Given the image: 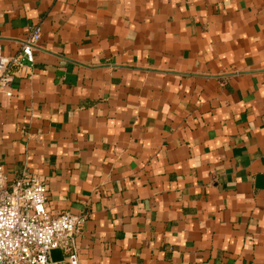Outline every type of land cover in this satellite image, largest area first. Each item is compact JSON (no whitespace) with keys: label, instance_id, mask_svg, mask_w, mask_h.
<instances>
[{"label":"crops","instance_id":"crops-1","mask_svg":"<svg viewBox=\"0 0 264 264\" xmlns=\"http://www.w3.org/2000/svg\"><path fill=\"white\" fill-rule=\"evenodd\" d=\"M35 25L0 167L89 215L80 264H264V0H0L3 54Z\"/></svg>","mask_w":264,"mask_h":264},{"label":"built area","instance_id":"built-area-1","mask_svg":"<svg viewBox=\"0 0 264 264\" xmlns=\"http://www.w3.org/2000/svg\"><path fill=\"white\" fill-rule=\"evenodd\" d=\"M40 41L41 27L35 25L17 55L5 56L0 46V96L12 97V72L35 63ZM47 193L46 184L37 176L25 172L11 182L0 167V264H80L76 241L89 215L54 216ZM58 249L68 255L62 263L50 257Z\"/></svg>","mask_w":264,"mask_h":264},{"label":"water","instance_id":"water-1","mask_svg":"<svg viewBox=\"0 0 264 264\" xmlns=\"http://www.w3.org/2000/svg\"><path fill=\"white\" fill-rule=\"evenodd\" d=\"M50 257L54 263H62L65 259L64 253L60 249L51 251Z\"/></svg>","mask_w":264,"mask_h":264}]
</instances>
